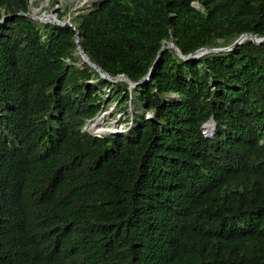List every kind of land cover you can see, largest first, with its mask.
Wrapping results in <instances>:
<instances>
[{
  "label": "trees",
  "instance_id": "trees-1",
  "mask_svg": "<svg viewBox=\"0 0 264 264\" xmlns=\"http://www.w3.org/2000/svg\"><path fill=\"white\" fill-rule=\"evenodd\" d=\"M28 9L0 0V264H264V41L155 58L264 35V0H97L73 26ZM75 30L111 75L155 58L148 77L98 76ZM130 102L121 131L82 129Z\"/></svg>",
  "mask_w": 264,
  "mask_h": 264
},
{
  "label": "water",
  "instance_id": "water-1",
  "mask_svg": "<svg viewBox=\"0 0 264 264\" xmlns=\"http://www.w3.org/2000/svg\"><path fill=\"white\" fill-rule=\"evenodd\" d=\"M17 13H20V14H24L30 18H33L35 19V16L34 14L30 13V11H19ZM52 15V18L51 19H47L46 21L48 22H53V23H58V24H67V25H71V22L69 19H61L59 17H56V15L54 13H50ZM74 41L76 43V49L78 51V54L82 57V61L84 63H86L88 66L92 67L96 73L98 74V76L104 78V79H107L109 81H115V80H121V81H124L126 83V85L128 87H131V86H134L136 84H139L141 81L145 80L147 77H148V74H149V71L151 70L152 68V65L154 63V60L155 58L158 57V55L160 54L161 50L164 48V47H170L173 52L178 56L180 57L181 59L185 60L189 57H193V56H198L200 55L201 53H204V52H208V51H218V50H224V49H227V48H230L231 46L233 45H236L237 43H239L243 38L247 37L249 38L252 42L254 43H259L261 41H264V35H255L253 32H241L239 33L235 38H233L231 40L230 43H228L227 45H224V46H210V45H201L197 48H195L193 51L191 52H188V53H182L177 47L176 45L169 39H165L161 42L160 46L158 47L157 51H156V54H155V58L154 60L152 61L151 65L148 67V70L146 71V73L144 75H142L139 79H137L136 81H132L130 80L125 74L123 73H118V74H114V75H111L109 73H107L106 71L102 70L99 65H97L96 63H94L93 61H91L88 56L84 53V51L82 50V48L80 47V45L78 44V39H77V36H76V30H75V33H74ZM81 62V63H83ZM101 112V111H99ZM97 112V113H99ZM96 113V114H97ZM95 114V115H96ZM94 115V116H95ZM89 120V119H88ZM87 120V121H88ZM86 121V122H87ZM85 122V123H86ZM206 122H209L210 124V129H209V132H207V134L203 133L204 135H208L210 136L212 131H213V127H214V120L212 118V116L210 115L202 124H201V127L204 125V123ZM84 123V124H85ZM84 124L82 125V129H83V126ZM84 130V129H83ZM86 131V130H85ZM116 129L115 128H111V130H109L108 132H115ZM203 132V129L201 130ZM88 132V131H87ZM90 133V132H89ZM93 134V133H91ZM94 135H99V134H94Z\"/></svg>",
  "mask_w": 264,
  "mask_h": 264
},
{
  "label": "rangeland",
  "instance_id": "rangeland-1",
  "mask_svg": "<svg viewBox=\"0 0 264 264\" xmlns=\"http://www.w3.org/2000/svg\"><path fill=\"white\" fill-rule=\"evenodd\" d=\"M94 1H97V0H29L28 11L34 12V14L37 16H41L43 13H49V14L54 13L56 15L57 12L61 11L62 6L65 5L66 10L63 14L59 16V18L61 19L67 18L71 20V17L74 13H76L77 11L88 10L89 8H91L92 3ZM34 20L37 21L38 23L45 22V21H39L36 19ZM73 42L75 44V47H74V50L72 51V55L75 57L76 60H78L79 63H81L83 61L79 57L74 38H73ZM113 106H114V103H110L102 110H99L101 112L99 111L98 112L101 113V116H103L104 124L107 125L109 128H112V127L115 128L116 131H121L124 125L130 122V117L133 111L143 110L140 104L135 103V105H133L130 102L125 111V114L128 115V118H126V116L124 115V112H121L117 109L114 110ZM147 115H148V112L145 113V116Z\"/></svg>",
  "mask_w": 264,
  "mask_h": 264
},
{
  "label": "bare ground",
  "instance_id": "bare-ground-1",
  "mask_svg": "<svg viewBox=\"0 0 264 264\" xmlns=\"http://www.w3.org/2000/svg\"><path fill=\"white\" fill-rule=\"evenodd\" d=\"M30 13L34 14V12ZM35 15V14H34ZM50 16V17H49ZM52 15H50L49 13H43L41 16H35L36 20L39 21H45L47 19H51ZM79 57L82 60V57L79 55ZM103 116H101V113H97L95 116H93L91 119H89L83 126V129L93 133V134H103L108 132L109 130H111V128H109L107 125L104 124L103 122Z\"/></svg>",
  "mask_w": 264,
  "mask_h": 264
},
{
  "label": "clouds",
  "instance_id": "clouds-1",
  "mask_svg": "<svg viewBox=\"0 0 264 264\" xmlns=\"http://www.w3.org/2000/svg\"><path fill=\"white\" fill-rule=\"evenodd\" d=\"M28 2H29V0H28Z\"/></svg>",
  "mask_w": 264,
  "mask_h": 264
}]
</instances>
